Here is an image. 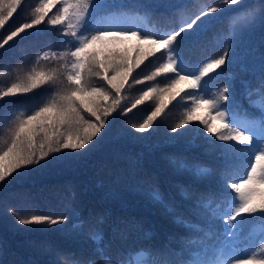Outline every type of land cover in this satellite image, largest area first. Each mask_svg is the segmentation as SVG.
Returning a JSON list of instances; mask_svg holds the SVG:
<instances>
[{"label": "snow or ice", "instance_id": "1", "mask_svg": "<svg viewBox=\"0 0 264 264\" xmlns=\"http://www.w3.org/2000/svg\"><path fill=\"white\" fill-rule=\"evenodd\" d=\"M23 2L0 0V29L13 18ZM241 2L223 0L224 5ZM115 7L107 0H39L32 9L31 19L10 31L0 42V49H3L21 33L41 24L56 29L62 38H69L61 41L62 51L51 48L43 51L29 69L19 66L12 69L8 75L17 73L16 78L0 87V101L44 90L39 103L23 108L13 106L9 109L10 117L0 115V127L5 137L0 143V183L20 169L39 164L53 153L86 149L106 127L108 118L118 110L120 115H126L137 105L154 99L155 107L143 122L131 125L137 132L144 133L179 97L187 106L183 118L170 131L179 134L178 130L198 121L208 134H201L204 142L212 150H218L224 159L215 190L191 191L189 198L194 221L175 214L176 223L188 230L181 251L145 248L114 257L97 233L94 239L99 243L89 257H78L71 252L57 254L64 258L65 264H264V243L257 249L241 246L245 216L258 214L264 219V55L260 58L261 75L255 89L250 81L241 80L249 98V108L245 109L236 99L232 80L218 92L209 93V81L205 79L212 73L219 74L218 70L230 60L247 70V65L237 55L235 44L225 46L218 57L199 65L187 61L181 51L185 41L198 39L211 22L210 14L219 12L220 8L205 5L194 16L182 14L179 26L167 31L91 23L99 11ZM53 8L56 9L54 13ZM257 11L264 24V5L253 8L247 15L251 17ZM131 37L138 41L133 46L134 56L130 55L131 49L93 47ZM42 60L52 66L38 68ZM149 64L155 66L149 74L137 79L136 70ZM3 75L5 73L0 71V76ZM160 77L166 80L163 86L152 84L140 92L131 107L122 108L126 86L153 82ZM94 78L103 81V86L93 83ZM202 112L207 115H201ZM195 130L199 131V128ZM237 144L245 147L237 148ZM175 167L195 178H206L211 172L200 163L181 159L175 161ZM258 195L259 202L255 199ZM152 198L161 199L156 192L152 193ZM9 211L17 214L15 209ZM67 220L66 216L53 218L34 214L18 218L17 223L51 226ZM96 227H100L99 219ZM258 236L264 241V225ZM249 238H255V234Z\"/></svg>", "mask_w": 264, "mask_h": 264}, {"label": "trees", "instance_id": "2", "mask_svg": "<svg viewBox=\"0 0 264 264\" xmlns=\"http://www.w3.org/2000/svg\"><path fill=\"white\" fill-rule=\"evenodd\" d=\"M38 2L24 0L13 18L0 29V42L10 31L31 19L32 9ZM107 2L117 7L99 11L92 24L123 26L128 22L129 26L167 31L179 26L182 14L194 16L205 5L220 8L219 12L210 14L208 19L211 22L198 39L185 41L181 51L187 61L199 65L218 57L225 46L235 44L237 55L247 65V70L230 60L218 70L219 74L212 73L205 79L209 81V93L218 92L232 80L239 105L249 108V98L241 80L250 81L254 89L259 83L260 58L264 55V24L259 20L258 11L251 17L247 13L264 5V0H242L238 5H224L223 0ZM55 11L53 8L52 12ZM67 39L47 24L35 26L15 37L0 49V71L5 73L0 76V87L16 78L17 73L8 75L12 69L17 66L29 69L43 51L49 48L62 51L64 45L61 41ZM136 44V37H131L120 38L116 43H98L93 47L131 49L130 55L134 56L133 46ZM51 66L43 60L37 65L45 69ZM154 66L142 65V70L137 69L134 75L140 79ZM165 82V78L160 77L153 82L126 86L122 108L131 107L142 90L152 84L163 86ZM93 83L103 86V81L95 78ZM43 92L40 89L5 98L0 101V115L10 117L9 109L13 106L23 108L39 103ZM155 103L154 99L146 100L126 115H120L118 110L108 118L106 127L86 149L53 153L39 164L20 169L0 183V264H65L64 258L57 254L63 252L87 258L98 246L99 242L94 239L97 233L114 257L145 248L181 251L182 243L188 238V230L176 223L175 214L194 221L193 204L189 198L191 191L215 190L224 159L218 150H212L204 142L201 134H208L204 133L198 121L178 130L179 134L170 131L183 118L187 106L179 97L146 132L133 129L131 125L143 122ZM200 114L207 115L206 112ZM4 138L0 127V143ZM236 147L245 146L237 144ZM177 159L200 163L211 172L206 178L192 177L177 170ZM228 191L231 193V189ZM153 192L159 193V201L152 198ZM255 199L259 202L260 196ZM10 209H15L17 214L13 215ZM34 214L53 218L66 216L68 220L51 226L17 223L18 218ZM98 219L99 228L96 227ZM261 225H264V219L258 214L245 216L242 247L257 249L264 243L258 236ZM253 234L255 238H249Z\"/></svg>", "mask_w": 264, "mask_h": 264}]
</instances>
